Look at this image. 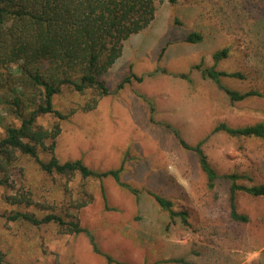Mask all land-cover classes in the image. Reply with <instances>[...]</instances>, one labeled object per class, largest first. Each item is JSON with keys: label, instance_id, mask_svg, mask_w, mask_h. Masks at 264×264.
Instances as JSON below:
<instances>
[{"label": "rangeland", "instance_id": "1", "mask_svg": "<svg viewBox=\"0 0 264 264\" xmlns=\"http://www.w3.org/2000/svg\"><path fill=\"white\" fill-rule=\"evenodd\" d=\"M193 34L201 40L189 41ZM222 50L226 56L216 61ZM211 68L242 74V79L221 77L224 87L261 96L231 103L202 76ZM104 78L109 94L94 109L84 110L91 104L90 91L64 88L52 102L68 117L44 115L37 123L46 129L60 126L54 152L60 163L80 161L96 173L115 171L118 180L111 175L51 177L33 159L19 156L10 185L0 187V264H174L172 259L264 264V199L237 193V211L248 222H232L228 184L222 181L209 190L195 155L177 143L204 140L217 173L245 175L249 178L238 182L244 186L264 184V139L211 133L220 123L264 122V0L157 2L149 26L123 42ZM5 114L0 107V139L8 123L19 124ZM149 192L171 200L175 211L187 212L189 225L170 221ZM16 194L29 195V205L3 197ZM81 198L90 201L74 208ZM15 212L37 218L57 213L66 220L73 215L86 233L68 235L53 223L11 221Z\"/></svg>", "mask_w": 264, "mask_h": 264}, {"label": "trees", "instance_id": "2", "mask_svg": "<svg viewBox=\"0 0 264 264\" xmlns=\"http://www.w3.org/2000/svg\"><path fill=\"white\" fill-rule=\"evenodd\" d=\"M161 1L0 0V107L6 112V118L19 121L18 125L8 123L0 139V187L10 185L13 163L19 156L33 159L39 169L51 177L71 180L79 176L81 179L91 177L100 180L111 175L118 180V172L115 171L96 173L80 161L60 163L54 153L60 126L56 123L51 129H46L37 123V119L44 115H54L59 120L68 117V114L55 110L52 102L64 88L79 94L90 91L91 104H87L84 110L94 109L99 99L109 94L104 75L120 57L123 42L149 26L157 2ZM188 40L200 41L201 36L193 34ZM226 54V50L217 52L215 60ZM200 67L198 65L195 68ZM201 74L214 81L231 103L261 96L252 90L244 93L232 91L221 84L220 78L223 76L242 79L240 73L211 68L201 71ZM121 87L122 84L119 85ZM211 133H224L231 138L264 139V122L243 127L220 123ZM203 142L189 144L185 140H177L183 150L195 155L209 190H215L222 181L228 184L229 219L235 223H247L248 217L237 211L236 195L242 192L264 199V184L244 186L238 182L249 178L245 175L217 173L205 155ZM40 152L48 153L49 159H41ZM132 193L137 195L136 191ZM82 194L87 195L86 192ZM149 195L167 213L170 221L178 218L184 225H189L187 212L175 211L172 201L165 197L152 192ZM28 196L3 195L6 202L16 205H29L31 198ZM89 201L81 198L73 206L81 209ZM9 219L25 221L33 226L53 223L62 234L86 233L73 215L66 220L65 216L57 213L37 218L32 213L15 212ZM88 237L93 250L99 253L92 237ZM107 260L110 263V258ZM169 262L191 264L183 259H172Z\"/></svg>", "mask_w": 264, "mask_h": 264}]
</instances>
